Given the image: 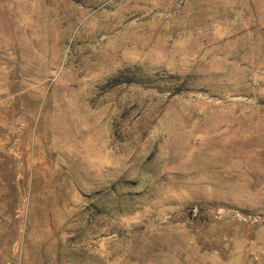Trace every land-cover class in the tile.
Returning a JSON list of instances; mask_svg holds the SVG:
<instances>
[{"label":"rangeland","instance_id":"obj_1","mask_svg":"<svg viewBox=\"0 0 264 264\" xmlns=\"http://www.w3.org/2000/svg\"><path fill=\"white\" fill-rule=\"evenodd\" d=\"M0 264H264V0H0Z\"/></svg>","mask_w":264,"mask_h":264}]
</instances>
